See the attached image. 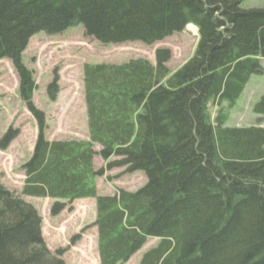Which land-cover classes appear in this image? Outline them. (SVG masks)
<instances>
[{
    "label": "trees",
    "instance_id": "16d2710c",
    "mask_svg": "<svg viewBox=\"0 0 264 264\" xmlns=\"http://www.w3.org/2000/svg\"><path fill=\"white\" fill-rule=\"evenodd\" d=\"M242 4L0 0V60L12 62L19 95L39 128L22 166L21 195L0 183V264H66V250L51 252L42 216L22 197L53 200L54 217L76 200L95 199L100 264H127L150 238L160 242L139 264H264V128L227 127L223 107H234L252 76L264 75V8ZM79 25L103 44L146 45L194 25L198 42L173 73L168 49L156 51L155 64L85 65L89 140L49 141L45 114L33 101V71L22 55L35 35L55 36ZM59 81L56 75L47 87L51 101L60 93ZM210 106L217 109L214 121ZM253 113L264 117V95ZM19 133L9 129L0 150ZM97 155L105 169L94 168ZM117 168L144 172L146 185L99 195L94 180Z\"/></svg>",
    "mask_w": 264,
    "mask_h": 264
},
{
    "label": "rangeland",
    "instance_id": "374dc122",
    "mask_svg": "<svg viewBox=\"0 0 264 264\" xmlns=\"http://www.w3.org/2000/svg\"><path fill=\"white\" fill-rule=\"evenodd\" d=\"M246 9L264 8V0H241ZM186 27L182 32L146 45L142 42L124 44H103L86 36L83 26L70 28L62 34L35 35L22 55L25 66L33 71L36 90L33 101L46 118L45 137L49 141H88L89 130L84 94V66L87 64H122L134 59H147L156 63L159 49H168L171 59L167 67L171 73L183 66L194 54L198 42V30ZM58 76L60 93L51 101L47 87ZM264 95V75H254L244 93L230 108L227 127H263L264 117L253 113V107ZM216 107L210 106L211 121L216 118ZM19 130L18 137L6 150H0V183L10 191L21 195L24 185L22 166L31 157L39 134L37 121L26 109L19 95V78L12 62L0 60V140L9 129ZM96 152L100 151L95 146ZM112 160H117L116 157ZM107 163L97 155L96 170L106 168ZM95 185L99 195L113 196L116 189L136 192L144 187L147 178L144 172L126 173V168L107 170L105 176L97 177ZM33 205L43 218L42 233L51 252L66 250L63 256L66 264H100L97 250L96 200L81 199L73 202L60 215H51L53 200L22 197ZM72 208V209H71ZM80 236L73 244L71 240ZM160 240L148 239L146 245L127 264H139L142 255L157 246Z\"/></svg>",
    "mask_w": 264,
    "mask_h": 264
},
{
    "label": "bare ground",
    "instance_id": "6f19581e",
    "mask_svg": "<svg viewBox=\"0 0 264 264\" xmlns=\"http://www.w3.org/2000/svg\"><path fill=\"white\" fill-rule=\"evenodd\" d=\"M189 26H190V25H189ZM189 26H188V27H189ZM191 29H194V30L196 31L197 28L193 25V26H191Z\"/></svg>",
    "mask_w": 264,
    "mask_h": 264
}]
</instances>
